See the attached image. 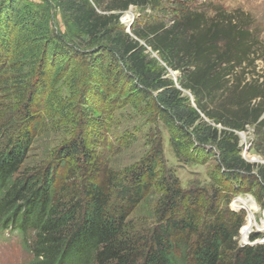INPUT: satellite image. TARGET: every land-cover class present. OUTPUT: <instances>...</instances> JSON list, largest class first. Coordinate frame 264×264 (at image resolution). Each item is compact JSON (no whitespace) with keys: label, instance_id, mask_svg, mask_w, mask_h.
Listing matches in <instances>:
<instances>
[{"label":"trees","instance_id":"16d2710c","mask_svg":"<svg viewBox=\"0 0 264 264\" xmlns=\"http://www.w3.org/2000/svg\"><path fill=\"white\" fill-rule=\"evenodd\" d=\"M168 1L57 0L62 32L48 0H0V93L15 104L0 125V238L18 234L28 264H264V242L238 243L245 212L230 207L256 189L264 208V165L242 157L239 137L254 127L264 159V42L242 10L215 5L210 14L186 0L171 7V24L149 13L128 31L120 21L131 6L168 16ZM65 84L80 131L27 167ZM112 94L150 106L178 162L214 158L210 191L181 187L162 138L124 173L96 155L90 144ZM160 183L157 221L135 233L129 218Z\"/></svg>","mask_w":264,"mask_h":264},{"label":"rangeland","instance_id":"374dc122","mask_svg":"<svg viewBox=\"0 0 264 264\" xmlns=\"http://www.w3.org/2000/svg\"><path fill=\"white\" fill-rule=\"evenodd\" d=\"M34 3L42 4L43 0H31ZM54 7L56 13L57 29L65 32L66 28L62 21L60 9L56 3L57 0H48ZM182 0H170L165 6L168 7L166 14L152 13L150 11L141 12L139 8L131 6L124 12L120 18L121 23L126 27L127 31L137 18L149 13L153 19L170 22L171 13L177 14L175 7L176 2ZM193 7L201 8L208 13H212L215 5L222 6L226 11L232 12L240 9L252 17L256 32L261 36L264 42V0H186ZM171 12V13H170ZM144 17H142V21ZM148 19V18H145ZM157 20V21H159ZM149 22V21H147ZM171 24V22H170ZM151 57L159 60L156 52L148 49ZM161 62V61H160ZM260 63V61H259ZM165 65V64H163ZM260 68H258L259 70ZM170 75H179L178 71L170 72ZM176 80V79H175ZM59 97V102L55 104V110L45 120L47 126L38 134L35 139L30 153L28 155L27 167H33L50 160L54 156L56 149L67 142L80 131L77 126L78 119L72 113L77 111L79 105L75 102V95L70 94L66 84L58 86L56 90ZM78 93V92H77ZM77 95V94H76ZM183 95L191 96L190 92L184 91ZM79 98V93L77 95ZM111 98L115 99V103L110 110H107L102 117L104 121V130L95 135L93 142L90 144V149L95 151L96 155L108 160V164L124 173L127 169L138 164L150 151L152 143L157 138L163 140V156L164 165L168 171L175 174L179 179L183 189H204L210 191L211 181L209 173L214 169L216 161L210 159L207 164H183L178 162L172 148L169 144V135L160 121H158L151 112L150 106H147L143 101H134L126 95L112 94ZM193 100V99H192ZM61 102V105H60ZM62 103L64 104L62 106ZM15 104L6 96L0 93V125L4 123L9 116L13 115ZM98 116V112L95 113ZM240 146L242 157L250 163L264 165L263 157L254 148L255 134L254 127L249 126L246 131L239 132ZM255 157L259 160L254 159ZM163 183L159 187H155L152 192L146 195L145 200L137 206L132 212L129 220L131 227L135 233L148 234L151 227L156 223L155 217L156 207L158 205ZM253 191H244L233 196L230 207L234 211L243 210L245 212L244 225L239 231L237 237L240 245L245 244L242 232L247 228L251 212L253 211L257 223L263 227L264 223V208L256 200ZM238 199H245L246 205L237 202L239 206H235ZM250 205L251 209H250ZM240 207V208H239ZM244 208V209H243ZM255 209V210H254ZM252 226V225H251ZM258 227H253L251 233L263 234ZM9 233V232H8ZM264 235V234H263ZM32 256L27 252L18 237L7 236V233L0 239V264H28Z\"/></svg>","mask_w":264,"mask_h":264},{"label":"bare ground","instance_id":"6f19581e","mask_svg":"<svg viewBox=\"0 0 264 264\" xmlns=\"http://www.w3.org/2000/svg\"><path fill=\"white\" fill-rule=\"evenodd\" d=\"M254 159H256V160H259V158H257V157H255ZM237 202H240V203H242L243 205H246V203H247V201L245 200V199H238V201H236L235 202V206H239V204H237ZM251 206L252 205H250L249 207H250V209H251ZM240 208V207H239ZM255 210V209H254ZM248 221H249V224H248V226H247V228H244V229H247V230H244L243 232H242V234H243V239H244V241H246L247 239H248V235H249V233L251 232V229L255 226H257L261 231H264V223H263V227L262 226H260L258 223H257V221H256V219H255V216H254V213H253V211L251 212V214H250V217L248 218ZM252 225V226H251ZM260 231V232H261Z\"/></svg>","mask_w":264,"mask_h":264},{"label":"built area","instance_id":"2783aa9c","mask_svg":"<svg viewBox=\"0 0 264 264\" xmlns=\"http://www.w3.org/2000/svg\"><path fill=\"white\" fill-rule=\"evenodd\" d=\"M244 209V208H243ZM257 227V226H256ZM261 233H264V232H261ZM252 234V233H251ZM251 234L248 235V239L246 240V243L245 244H242V245H247V244H255V243H263L264 242V236L259 238L258 240L256 241H251Z\"/></svg>","mask_w":264,"mask_h":264},{"label":"water","instance_id":"95a60500","mask_svg":"<svg viewBox=\"0 0 264 264\" xmlns=\"http://www.w3.org/2000/svg\"><path fill=\"white\" fill-rule=\"evenodd\" d=\"M174 79H176L177 80V76H175V78Z\"/></svg>","mask_w":264,"mask_h":264}]
</instances>
